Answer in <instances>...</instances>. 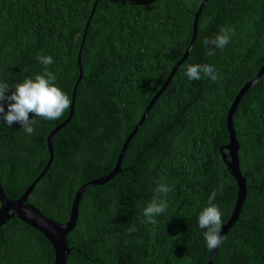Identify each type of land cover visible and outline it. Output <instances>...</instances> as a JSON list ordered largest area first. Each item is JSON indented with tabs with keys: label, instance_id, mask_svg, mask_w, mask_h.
Masks as SVG:
<instances>
[{
	"label": "trees",
	"instance_id": "trees-1",
	"mask_svg": "<svg viewBox=\"0 0 264 264\" xmlns=\"http://www.w3.org/2000/svg\"><path fill=\"white\" fill-rule=\"evenodd\" d=\"M96 1L73 117L55 135L53 161L28 198L60 224L77 190L113 170L126 138L185 53L204 0H0V83L13 88L8 95L47 68L71 101L83 29ZM222 28L235 35L209 55L203 41ZM38 56L54 62L45 66ZM190 64L211 65L217 79L202 74L189 80ZM263 64L264 0H208L187 60L130 140L121 172L83 193L66 264H207L211 250L198 216L215 192L212 202L225 225L237 197L220 154L229 143L227 111ZM68 115L69 108L56 120L30 113L33 135L19 123L0 126V183L7 198L18 199L44 170L47 137ZM232 122L247 194L214 264H264V74L245 92ZM161 183L170 189L166 195L156 191ZM157 196L166 210L154 217L156 224L142 223L143 209ZM53 262L52 246L36 230L18 219L0 227V264Z\"/></svg>",
	"mask_w": 264,
	"mask_h": 264
},
{
	"label": "water",
	"instance_id": "water-1",
	"mask_svg": "<svg viewBox=\"0 0 264 264\" xmlns=\"http://www.w3.org/2000/svg\"><path fill=\"white\" fill-rule=\"evenodd\" d=\"M208 0H204L202 4L199 6L198 11L194 15V20L192 23V34H191V40L190 43L183 54L182 58L173 66L171 69L169 75L167 76L164 84L162 87L158 90V92L153 96L149 104L147 105L144 113L142 114L138 124L133 129V131L129 134V136L126 138L125 142L122 145V148L120 150L119 156L116 160L115 166L111 172H109L108 175L103 176L101 178L89 181L85 183L83 186H81L73 199V202L71 204L70 214L68 217V220L63 223H57L46 216H44L42 213L37 210L33 204L28 202L29 196L32 194V190L36 186V184L42 179V177L46 174L48 171L52 161H53V148H52V142L55 137V135L63 129L66 125H68L73 117L74 114V104H75V95H76V89L78 87L79 82L82 79V69H81V51H82V44L84 42V39L86 37L87 29L89 27L90 21L92 19L93 13L96 8L97 1L93 4L92 12L88 18V21L83 29V35H82V42L80 44L79 50H78V56H77V67H78V73L79 76L75 82L74 89L71 94V104L69 107V115L67 119L60 125H58L54 130L50 132V134L47 137L46 140V149L49 154V159L46 164V167L44 170L40 173V175L30 184V186L27 188V190L18 198L15 200H11L6 197L0 183V227L5 225L9 220L11 219H18L19 221L23 222L25 225L29 226L30 228L36 230L38 233H40L43 237H45L50 245L53 248L54 251V262L53 264H66L67 258L70 252V249L68 247V241L67 237L70 232L75 228L78 220V208L79 203L81 200V197L83 193L91 187L95 186H101L112 180L117 174L121 172L120 166L121 162L124 156V153L126 152L127 146L132 139V137L137 133L139 128L144 123L149 111L155 104V102L158 100V98L161 96V94L164 92L166 87L170 84L173 76L177 72L178 68L187 60L190 51L192 50L196 35H197V23L199 16L206 5ZM264 74V64L260 67L258 70L255 78H253L248 83L244 84L237 95L235 96L229 110L227 111L226 115V125H227V132L229 136V143L225 145L223 148L220 149V154L222 158V162L224 163L226 170L229 172L231 176L234 177L236 184H237V197L236 202L233 208V211L231 213V216L228 220V222L222 226L221 230V236L224 237L228 230L234 225V223L238 220L243 203L246 198V182L245 177L242 176L240 166H239V159H238V149L239 145L235 137V132L233 129V122L232 117L233 114L236 111V108L242 99L245 92H247L251 87H253L263 76ZM223 151H226L227 154L223 153ZM218 248L211 250L209 259L207 264H214L216 254H217Z\"/></svg>",
	"mask_w": 264,
	"mask_h": 264
},
{
	"label": "clouds",
	"instance_id": "clouds-1",
	"mask_svg": "<svg viewBox=\"0 0 264 264\" xmlns=\"http://www.w3.org/2000/svg\"><path fill=\"white\" fill-rule=\"evenodd\" d=\"M233 35H235V29L222 28L220 34L214 38H205L203 44L207 47L208 54L215 55V49H223ZM37 59L45 66L54 62L51 56H38ZM202 74L212 80L217 79L216 70L209 64H190L186 67L185 75L189 80H200ZM55 79V76L45 68L44 75L38 74L34 79L28 78L22 83L16 84L10 95L7 93L13 88L7 83H0V126L11 127L14 123H19L25 133L33 135L36 121L30 119V113L46 120L59 119L70 107L71 101L68 95L55 84ZM5 102L7 110H5ZM156 191L166 195L170 189L161 183ZM215 196L216 193L213 192L209 197L208 206L198 216L199 228L206 229L203 236L209 250L218 248L223 242L221 236L222 212L212 202ZM166 208L165 200L160 199L159 196L154 197L143 209L146 220L142 223L156 224L154 217L163 213Z\"/></svg>",
	"mask_w": 264,
	"mask_h": 264
}]
</instances>
